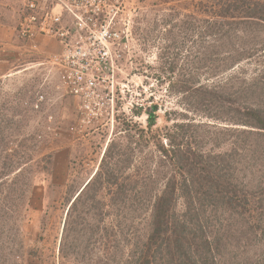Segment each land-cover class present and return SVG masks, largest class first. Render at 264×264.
<instances>
[{"label":"trees","instance_id":"1","mask_svg":"<svg viewBox=\"0 0 264 264\" xmlns=\"http://www.w3.org/2000/svg\"><path fill=\"white\" fill-rule=\"evenodd\" d=\"M213 9L210 17H194L196 23L192 25L184 19L179 29L202 43L197 50L198 69L206 66L219 76L264 45L258 39V34L264 32V0H218ZM207 38L209 43H203ZM177 66L173 61L168 68L161 67L171 85ZM157 74L161 79L162 74ZM208 87L194 80L183 86L182 92L192 97L198 93L204 106L221 101L218 94L223 86ZM263 91L264 74L244 86V102L230 119L235 127L214 132L232 135L228 140L232 147L217 153L203 147L200 132L206 123L197 124L187 118L174 121L167 112V121L172 124L164 127V133H157L153 127L159 107L154 104L148 108V130L140 128L132 137L145 140L149 133L146 141L155 137L159 155L153 152L152 163L141 165L147 172L136 175L132 172L133 161L105 159L112 150L109 147L95 175L80 188L68 210L61 255L65 258L71 252L76 254L75 259L81 252L84 255L79 246L80 227L89 225L91 212L100 223L109 211L114 214L115 224L98 228L102 231L98 236L101 255L92 263L85 259L84 264H264V175L260 180L245 175L255 168L254 161L249 160L257 156L246 157L251 142L254 139L264 144ZM2 131L0 141L5 145L8 139ZM196 131L198 141L195 138L193 144L191 136ZM212 140L216 147L221 143L217 138ZM113 155L110 152V157ZM29 162L0 164V264H24L29 254L24 240L17 237L23 218L21 208L29 204L34 186V166ZM16 170L18 175L10 177ZM162 183L163 188L156 190V185ZM144 213L145 218L140 220ZM95 232L90 231L89 241Z\"/></svg>","mask_w":264,"mask_h":264},{"label":"rangeland","instance_id":"2","mask_svg":"<svg viewBox=\"0 0 264 264\" xmlns=\"http://www.w3.org/2000/svg\"><path fill=\"white\" fill-rule=\"evenodd\" d=\"M215 1L218 0H127L126 15L133 19V44L131 59L128 63L123 61L118 71L113 121H100L80 132L79 99L67 92L50 59L46 64L20 67L15 74L0 80V130L8 139L5 145L0 141V164L30 161L34 166L30 202L21 208L23 218L18 222L17 237L24 240V247L29 252L22 261L24 264H84L85 259L90 263L99 259L98 236L102 231L98 228L113 226L114 214L108 211L104 222L99 223L98 217L90 213L89 225L83 224L78 231L79 246L85 254L81 252L75 259L76 254L71 252L65 258L61 255L68 210L80 188L95 175L109 147L114 155L110 157L107 152L105 159L108 161H133L134 174L147 172L141 165L152 163L153 152L159 155L158 142L155 137L146 141L149 133L145 140L132 135L140 128L148 130L147 109L152 105L159 107L153 127L157 133H164V127L172 124L167 121L169 112L174 121L187 118L197 124L206 123L200 130L206 151L217 153L232 147V142L228 141L232 135L230 138L225 137V133L214 135V132L235 127L230 119L236 115L234 110L238 105L244 102L245 95L242 93L241 96V91L253 77L264 74V45L219 76L213 75V70L209 71L206 66L198 69L197 50L202 43L194 36L184 34L179 24L186 19L189 26L196 23L194 17H210ZM166 29L173 32L167 33ZM258 37L264 42V32ZM208 38L203 43L208 44ZM176 57L179 59L175 60ZM173 61L178 66L171 76V85L161 67L168 68ZM157 73L162 74L161 79L156 77ZM194 80L209 85L208 88L222 85L218 94L221 101L214 100L211 105L204 106L198 93L194 92L192 97L182 92L183 86ZM245 92L249 95L246 87ZM72 127L76 128L73 130ZM197 134L196 131L195 136H191L193 144ZM212 138L221 141L218 147ZM249 147L246 157H254V154L257 157L249 160L254 161L255 168L245 175L260 180L264 175V144L253 139ZM18 172L16 170L10 177L17 176ZM162 188L163 183L156 185V190ZM145 214L139 219L145 218ZM91 227L96 232L89 241V233L94 231Z\"/></svg>","mask_w":264,"mask_h":264},{"label":"built area","instance_id":"3","mask_svg":"<svg viewBox=\"0 0 264 264\" xmlns=\"http://www.w3.org/2000/svg\"><path fill=\"white\" fill-rule=\"evenodd\" d=\"M20 1L18 37L28 41L43 34L61 46L50 60L67 92L79 99L80 132L113 121L118 71L131 59L133 44L127 0Z\"/></svg>","mask_w":264,"mask_h":264},{"label":"crops","instance_id":"4","mask_svg":"<svg viewBox=\"0 0 264 264\" xmlns=\"http://www.w3.org/2000/svg\"><path fill=\"white\" fill-rule=\"evenodd\" d=\"M23 5L20 0H0V80L20 67L48 63L61 49L56 39L43 34L28 41L18 37Z\"/></svg>","mask_w":264,"mask_h":264}]
</instances>
